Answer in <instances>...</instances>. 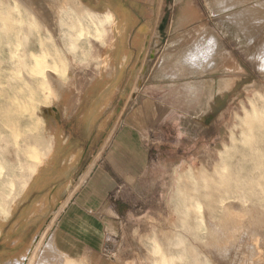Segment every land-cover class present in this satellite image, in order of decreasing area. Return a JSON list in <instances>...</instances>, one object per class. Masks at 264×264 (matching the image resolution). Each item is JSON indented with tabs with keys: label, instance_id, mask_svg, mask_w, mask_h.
<instances>
[{
	"label": "rangeland",
	"instance_id": "rangeland-1",
	"mask_svg": "<svg viewBox=\"0 0 264 264\" xmlns=\"http://www.w3.org/2000/svg\"><path fill=\"white\" fill-rule=\"evenodd\" d=\"M259 93L264 0H0V145L26 181L0 264H23L94 163L69 204L103 224L77 238L95 264L264 260V112L241 123ZM60 257L49 242L39 264Z\"/></svg>",
	"mask_w": 264,
	"mask_h": 264
},
{
	"label": "bare ground",
	"instance_id": "bare-ground-1",
	"mask_svg": "<svg viewBox=\"0 0 264 264\" xmlns=\"http://www.w3.org/2000/svg\"><path fill=\"white\" fill-rule=\"evenodd\" d=\"M93 18V25H97L96 22V15L93 13L92 15ZM160 17V16H159ZM88 19V17H87ZM107 19V18H106ZM89 21V20H88ZM107 21V20H105ZM104 21V23H105ZM103 22V21H102ZM157 22V21H156ZM91 23V22H90ZM105 25V24H104ZM93 26V27H94ZM100 26V24H99ZM71 27V26H70ZM98 27V26H97ZM101 28V27H100ZM96 28L94 27V30ZM103 29V28H101ZM98 30V29H97ZM95 32L97 33V31L95 30ZM100 33V32H99ZM26 38V37H25ZM47 53V52H46ZM45 54V52H44ZM52 59V57H51ZM52 60L55 61V59L53 58ZM51 61V60H50ZM53 61V62H54ZM57 62V61H56ZM48 63V62H47ZM55 63V62H54ZM53 63V64H54ZM51 64V66L53 65ZM57 65V64H56ZM49 66V67H51ZM54 67V66H52ZM44 69V68H42ZM42 72V71H40ZM40 74V73H39ZM192 86L188 85V88L190 89ZM194 90L196 92L197 91V86L193 87ZM193 88L190 90V92H193ZM186 91V87L184 88ZM260 90V88H258ZM189 91V90H187ZM186 91V95H188L189 93ZM190 97V95H188ZM196 96V95H195ZM257 98V97H256ZM254 99V98H253ZM264 95L260 94L258 95V98L255 100L250 101L251 104V109L250 110H245V116L241 119V123L245 126L250 125L251 120L255 119L260 112H264ZM32 101V100H31ZM34 101V98H33ZM32 101V102H33ZM263 101V102H262ZM34 104V103H33ZM32 104V105H33ZM31 105V106H32ZM34 106L29 107V109L31 108L32 110ZM30 109V110H31ZM31 112V111H30ZM32 113V112H31ZM35 114V112H34ZM8 120V119H7ZM6 123V122H5ZM117 126V125H116ZM112 132V131H111ZM246 135L245 131H242V138ZM111 137V136H110ZM28 141V140H27ZM3 145V144H2ZM19 155V153L21 152L19 149L16 151ZM8 151H6V149H2L1 145H0V214H6V212L8 211V208L13 204L14 202V197H18L20 190L25 186L26 181L25 179H20L18 178L17 172L15 170L16 165H14L13 163H11V161L8 159L7 157ZM16 158V157H15ZM98 158V157H97ZM223 163L225 161H222ZM221 162V163H222ZM222 163V165H223ZM186 163H182L179 167L181 166H185ZM94 165H96V163L92 164L88 170V172L84 173L83 176L80 178V180L78 181L77 185H75V188L73 189L71 195L68 197L67 200L63 201L62 203L58 204V206L55 208V210L51 213V216L48 217V219L46 220L45 224L43 225V227H41V231H39V235L36 237L35 242H33L29 248V251L27 253V258L25 259V261L23 262V264H39L40 263V258L42 257V255L44 254V251L46 249V245L50 242V248L54 249L57 254L60 257V263L59 264H91L89 263V261L85 260V258H76L74 256H71L63 251H60L59 248L56 246L58 243L56 241V234L54 233L53 235H51V231L50 228L52 227L53 229L59 224V222H61L62 217L64 216L65 213V209L69 204L70 199L72 198L74 192L76 191V189H78L81 184L85 181V179H87L88 175L90 174V172L93 170ZM226 165V163H225ZM178 167V168H179ZM177 168V169H178ZM221 169V168H220ZM228 169V167H227ZM217 172V170H216ZM215 172V174H216ZM218 176L221 173H217ZM6 202V205H5ZM199 207V206H198ZM226 208H230L229 205H226ZM239 209V208H238ZM244 215V214H243ZM244 221V220H243ZM175 224V223H174ZM41 226V224H40ZM176 226V225H175ZM39 227V226H38ZM1 231H0V237H1ZM51 238V239H50ZM50 239V240H49ZM49 240V241H48ZM159 249V248H157ZM158 251V250H157ZM235 251V250H234ZM258 251V250H257ZM190 252L192 254V256L194 257V260L197 264H202V262L200 261V259L198 258V253L197 251L194 249V247H190ZM258 254V253H257ZM263 255V254H262ZM259 256H261V254H259ZM44 260H47L48 263L50 262V260L44 256ZM161 260V259H160ZM165 263V262H164ZM264 264V260H260V261H252V264ZM47 264V263H45ZM242 264H247V262H243Z\"/></svg>",
	"mask_w": 264,
	"mask_h": 264
},
{
	"label": "crops",
	"instance_id": "crops-1",
	"mask_svg": "<svg viewBox=\"0 0 264 264\" xmlns=\"http://www.w3.org/2000/svg\"><path fill=\"white\" fill-rule=\"evenodd\" d=\"M141 126H142V120L139 117V115L137 114L134 116L133 120L131 122H129V124L127 125L126 131L120 136L117 144L119 146L125 145L124 146L125 149L127 151H129V149H127L129 147L126 146V143L128 140V136L126 137L127 132L131 129H132L131 131H133V129L139 130L141 128ZM128 156L134 165H137V166L142 165L143 155L141 153L131 151L128 154ZM89 178H88V180H89ZM88 180L86 181V183L81 188L86 187V185L88 184ZM94 181H96V180L94 179L92 181V183ZM88 190H90V186L87 187L84 194H88ZM76 195H75V197H76ZM68 197H69V195L67 196V198ZM75 197H73V198H75ZM73 198H72V200H73ZM70 204H71V202H70ZM70 204H69V207L67 209L70 208ZM84 210H86V212ZM90 212L91 211L89 210L87 205L85 206L78 201L74 204V206L72 208H70V210L65 211V214L62 217L61 223L59 226V248L63 252H65L71 256H75L78 258H85L88 261L95 264L94 263L95 261H93L90 258L88 259L86 256L83 255V252H82L83 246L81 243H79L77 241V238H80L82 240H84L85 238L88 239L93 234V232H99V230H102L103 224L101 225L99 223V221L97 220V218L91 217Z\"/></svg>",
	"mask_w": 264,
	"mask_h": 264
}]
</instances>
